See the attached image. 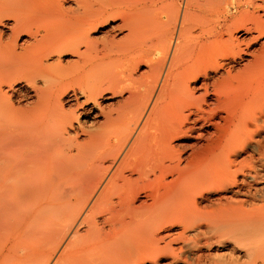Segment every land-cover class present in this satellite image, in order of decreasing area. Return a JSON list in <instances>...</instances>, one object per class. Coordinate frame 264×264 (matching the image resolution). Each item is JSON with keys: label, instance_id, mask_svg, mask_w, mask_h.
<instances>
[{"label": "bare ground", "instance_id": "obj_1", "mask_svg": "<svg viewBox=\"0 0 264 264\" xmlns=\"http://www.w3.org/2000/svg\"><path fill=\"white\" fill-rule=\"evenodd\" d=\"M172 12L0 0V264L175 262L188 230L264 264V14L244 41Z\"/></svg>", "mask_w": 264, "mask_h": 264}, {"label": "rangeland", "instance_id": "obj_2", "mask_svg": "<svg viewBox=\"0 0 264 264\" xmlns=\"http://www.w3.org/2000/svg\"><path fill=\"white\" fill-rule=\"evenodd\" d=\"M211 1H214L219 6H212L211 4L201 0H193L190 3H187L185 0H172L173 12L171 18H174L175 12L178 9V14L180 15L177 16V22L183 20V27L185 29L186 37L193 39L195 37H203L213 33L220 35L222 34L224 37H227L230 32H227L226 28L228 26H233V35H236L240 40L247 41L249 40L248 37L250 38L251 35L256 34L254 27L257 14H264V2L262 0ZM117 23H119L118 19H115L112 22H107L101 27V29H99L100 31H97L96 36L99 35L101 36L99 38H102L110 32H114L117 37L121 36L124 31H118L117 29L112 28L113 25ZM176 27H178V23L176 24ZM222 30H224V34ZM254 46L252 45L250 49H253ZM66 58H70V56H66L65 59ZM138 69L139 72H143L145 65H140ZM103 95L104 96L100 98L101 100L99 99L102 107L113 104L117 101L116 99L120 98V95L111 96L109 92H105ZM88 118V116L81 117V119L85 121ZM173 228L172 229L174 231L176 230L175 232L181 230V227L179 226H174ZM214 233L215 232H211L209 240L203 242L198 234H193L188 230V238L186 242L181 245L177 260L173 262L170 255H164L159 259L158 262L160 264H251L250 258H246L245 256L247 246L244 244L235 243L225 237L219 236V239L218 235H214ZM166 240L167 238L165 237V242ZM149 264L153 263L149 262Z\"/></svg>", "mask_w": 264, "mask_h": 264}]
</instances>
